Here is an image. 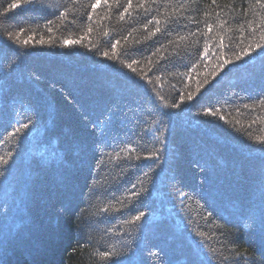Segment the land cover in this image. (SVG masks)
Listing matches in <instances>:
<instances>
[{
	"label": "trees",
	"instance_id": "trees-1",
	"mask_svg": "<svg viewBox=\"0 0 264 264\" xmlns=\"http://www.w3.org/2000/svg\"><path fill=\"white\" fill-rule=\"evenodd\" d=\"M0 161V264H264V0H0Z\"/></svg>",
	"mask_w": 264,
	"mask_h": 264
},
{
	"label": "snow or ice",
	"instance_id": "snow-or-ice-1",
	"mask_svg": "<svg viewBox=\"0 0 264 264\" xmlns=\"http://www.w3.org/2000/svg\"><path fill=\"white\" fill-rule=\"evenodd\" d=\"M25 2H26V4H27L28 6H30L31 4L36 3L37 0H25ZM13 7H15V5H13ZM157 31H159V29H157ZM25 43H27V42L25 41ZM117 43H118V42H117ZM205 52H207V49H205ZM106 55H107V54H106ZM237 59H239V56H237ZM226 63H227V61H226ZM222 66H223V65H221V67H222ZM128 67L131 68L132 66L129 64ZM189 99H191V96H189ZM174 106H175V105H174ZM211 114L214 115L215 113H211ZM22 127L27 128L28 125H27V124H23ZM149 158H152V157H149ZM0 162L6 163V161H0ZM142 215H143V213H141V216H142ZM141 216H137V217H136V220H140ZM100 255H101L103 258H107L109 254H108V253H100Z\"/></svg>",
	"mask_w": 264,
	"mask_h": 264
}]
</instances>
